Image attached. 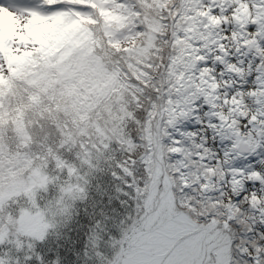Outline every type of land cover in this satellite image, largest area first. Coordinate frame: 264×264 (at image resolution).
Masks as SVG:
<instances>
[{
    "label": "trees",
    "instance_id": "1",
    "mask_svg": "<svg viewBox=\"0 0 264 264\" xmlns=\"http://www.w3.org/2000/svg\"><path fill=\"white\" fill-rule=\"evenodd\" d=\"M35 1L32 46L15 48L14 35L0 44V264H113L145 210L152 171L142 155L165 103L180 0ZM171 176L193 219L224 218L223 198L203 204L199 188ZM39 210L51 225L34 237L20 217ZM256 226L242 202L230 264H264Z\"/></svg>",
    "mask_w": 264,
    "mask_h": 264
},
{
    "label": "rangeland",
    "instance_id": "2",
    "mask_svg": "<svg viewBox=\"0 0 264 264\" xmlns=\"http://www.w3.org/2000/svg\"><path fill=\"white\" fill-rule=\"evenodd\" d=\"M32 1L0 0V8L6 11L0 19L1 45L2 39H12L14 35L15 38L21 37L15 48L25 51L32 46L26 41V37L31 35L25 32V28L33 26L29 13L37 7L43 8V5ZM250 3L246 0H180L179 9L172 18L171 54L164 65L165 103L155 113L157 129L151 149L148 154H143L152 171L145 210L142 220L126 237L113 264H230L231 239L228 230L223 227L222 220L216 217L193 219L185 211V206L177 204L171 176L174 170L181 176V187L192 185L201 189L203 185H208L207 189L225 202L228 201L230 181L246 175L249 178L248 187L242 193L239 206L245 198L255 204H259L258 200L264 202V148L258 151L255 159L229 161L222 156L228 142L238 137L236 129L241 126L237 109L248 101L246 92L242 93L248 81L238 85L235 82L239 78L233 80L230 76H222L217 71L220 68L204 58L208 49H217L226 41L234 45L244 36L238 31L234 19L224 18L219 9L228 6L230 12L240 11L241 8L250 11ZM55 10L53 8L48 12ZM220 27H227V30L222 31ZM1 65L0 60V74ZM205 100L215 101L229 111L230 121L220 131L221 136L204 123L206 120L215 122L212 113L207 112L204 106ZM192 104L197 107L194 111ZM179 108L196 116L187 124L186 133L182 136H179L178 120L174 118ZM186 114L183 116L186 117ZM248 135L250 139H256L250 130ZM36 182L37 179H33L30 187ZM201 200L203 204L206 201L204 198ZM244 204L257 221L258 212L247 201ZM20 222L23 230L34 237H41L51 225L43 210L22 214ZM259 227L264 233V226L257 221L256 235ZM244 251L247 254L251 249L245 246Z\"/></svg>",
    "mask_w": 264,
    "mask_h": 264
},
{
    "label": "bare ground",
    "instance_id": "3",
    "mask_svg": "<svg viewBox=\"0 0 264 264\" xmlns=\"http://www.w3.org/2000/svg\"><path fill=\"white\" fill-rule=\"evenodd\" d=\"M246 1L251 2L249 5L250 11L241 8L240 11L234 10V12H230L228 6H223L219 9V11L223 12L224 18L234 19L238 25V31L244 35L242 39L238 40L234 45L226 41L221 43L220 46L218 45L217 49H208L204 58L211 61L213 65L218 66L220 70L217 71L222 76L227 78L230 76L233 80L234 78H239V81L235 82L238 85H243L245 80L248 81L245 88L242 89V93L246 92L248 95V101L237 109V118L241 127L236 129V133H245L249 137L248 130L255 134L259 127H264V0ZM5 13L6 11L0 8V19ZM220 28L222 31L227 30V27ZM205 101L204 106L207 108V112L212 113L215 122L210 123V121L206 120L204 123L209 129L216 130L217 134L220 135L222 133L220 131L230 121L229 111L215 101ZM196 108L194 104L191 105L192 111ZM183 114L187 116L184 117ZM194 117L196 116L194 114L190 115L184 108H179L175 112L174 118L178 120L179 136L186 133V126L192 122ZM234 145L235 140L228 142L227 150L222 154L229 161H236L239 158H257V153L239 156L234 150ZM262 147L264 148V140ZM248 182L249 178L246 175L232 180L228 202L232 203L235 200L238 205L241 201L240 199H242V193L248 187ZM240 194L241 197H239Z\"/></svg>",
    "mask_w": 264,
    "mask_h": 264
},
{
    "label": "water",
    "instance_id": "4",
    "mask_svg": "<svg viewBox=\"0 0 264 264\" xmlns=\"http://www.w3.org/2000/svg\"><path fill=\"white\" fill-rule=\"evenodd\" d=\"M255 134L256 139L254 141L250 140L245 133L239 134L234 146L239 156H242L244 154H254L261 149L264 140V127H259Z\"/></svg>",
    "mask_w": 264,
    "mask_h": 264
}]
</instances>
